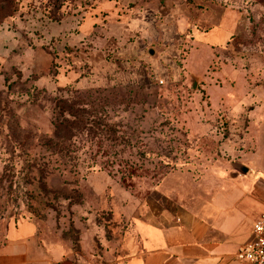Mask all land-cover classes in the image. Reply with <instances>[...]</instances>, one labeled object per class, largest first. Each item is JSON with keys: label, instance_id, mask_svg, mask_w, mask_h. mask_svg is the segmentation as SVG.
<instances>
[{"label": "rangeland", "instance_id": "1", "mask_svg": "<svg viewBox=\"0 0 264 264\" xmlns=\"http://www.w3.org/2000/svg\"><path fill=\"white\" fill-rule=\"evenodd\" d=\"M259 175L264 0H0V244L23 217L71 258L125 260L132 214Z\"/></svg>", "mask_w": 264, "mask_h": 264}, {"label": "crops", "instance_id": "2", "mask_svg": "<svg viewBox=\"0 0 264 264\" xmlns=\"http://www.w3.org/2000/svg\"><path fill=\"white\" fill-rule=\"evenodd\" d=\"M225 26L197 31L205 43L230 37ZM264 208V177L247 182L239 196H214L199 211L180 207L151 215L131 216L136 243L125 260L71 258L59 242L39 234L35 221L14 218L0 244V264H242L238 246L253 237V220Z\"/></svg>", "mask_w": 264, "mask_h": 264}, {"label": "built area", "instance_id": "3", "mask_svg": "<svg viewBox=\"0 0 264 264\" xmlns=\"http://www.w3.org/2000/svg\"><path fill=\"white\" fill-rule=\"evenodd\" d=\"M253 237L241 243L236 251L242 264H264V208L253 220Z\"/></svg>", "mask_w": 264, "mask_h": 264}, {"label": "water", "instance_id": "4", "mask_svg": "<svg viewBox=\"0 0 264 264\" xmlns=\"http://www.w3.org/2000/svg\"><path fill=\"white\" fill-rule=\"evenodd\" d=\"M150 51L152 52V49H150ZM235 165L243 171H247L249 169V167L243 162H235Z\"/></svg>", "mask_w": 264, "mask_h": 264}]
</instances>
